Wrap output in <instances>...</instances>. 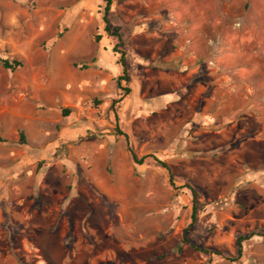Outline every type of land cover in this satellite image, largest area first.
Listing matches in <instances>:
<instances>
[{"label": "rangeland", "instance_id": "rangeland-1", "mask_svg": "<svg viewBox=\"0 0 264 264\" xmlns=\"http://www.w3.org/2000/svg\"><path fill=\"white\" fill-rule=\"evenodd\" d=\"M105 6L0 0V264H264V0Z\"/></svg>", "mask_w": 264, "mask_h": 264}, {"label": "trees", "instance_id": "trees-1", "mask_svg": "<svg viewBox=\"0 0 264 264\" xmlns=\"http://www.w3.org/2000/svg\"><path fill=\"white\" fill-rule=\"evenodd\" d=\"M102 1H104L106 3L105 9H104V17H103V20H104V23H105V32L108 33L109 35H113V36L117 37L119 39L120 43H121L122 42L121 35L117 31H111V28L109 26L110 25V21H109V19L107 17L108 13L110 11V7L112 5V0H102ZM101 38H102L101 35L96 36V41L100 42ZM115 52L116 53H120L118 50H115ZM120 54H121V58L119 60V63L122 65L124 72H123V76H121L119 78L118 86H119L120 89H123L121 81L124 80V81L128 82L129 78L127 76V71L125 69V63H124L125 62V53L121 52ZM1 64L6 70H10V71H16L17 69L22 68L24 66V62L20 61V60H12V61H10L8 59H2L1 60ZM123 91L126 92L127 94H129L131 92V89L125 88V89H123ZM64 114H65V116H68L70 114V110L69 109L64 110ZM118 134L119 135H124L126 137V140H127V143H128V136L127 135H125L120 130H118ZM21 144H26V136H25V134L23 132L21 133ZM130 152L132 153V156H133L135 162H138L139 164H143V162H144L143 159L140 160V161H137V159L134 157V154H133L131 149H130ZM193 211L194 212L192 214V219L195 221V219H196V216H195L196 209H195V207H194ZM252 236H254L253 233L250 234L248 237L241 236V237H239L237 239L236 246H237L238 257L236 259H234V260H237V259L242 257V255H243V243H244V241L248 240ZM184 242L190 243V241L188 239H185ZM201 250L204 253L219 254V253H217L215 251H207L205 249H201Z\"/></svg>", "mask_w": 264, "mask_h": 264}]
</instances>
